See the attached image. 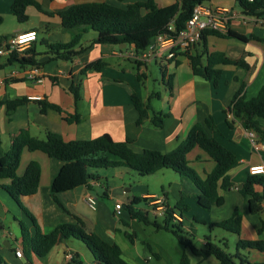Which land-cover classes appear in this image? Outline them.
Masks as SVG:
<instances>
[{
  "label": "crops",
  "instance_id": "obj_1",
  "mask_svg": "<svg viewBox=\"0 0 264 264\" xmlns=\"http://www.w3.org/2000/svg\"><path fill=\"white\" fill-rule=\"evenodd\" d=\"M43 9L53 16L41 14L35 7L27 8L29 19L20 23L14 16L12 6L14 0H0V16L4 22L0 25V45L5 40L22 33L37 32V41L31 45L39 56L48 59L41 66L45 79L37 82L28 78L31 66L13 63L6 65V56H0V78L4 83L0 85V158L10 149L13 140L22 130H27L39 140H46L48 133L60 134L66 142L79 140H92L110 135L115 141L123 142L131 139V148L141 153L145 150H155L162 153H170L186 140L191 129L197 123H204L212 117L218 132L208 131L210 136L218 139L224 146L231 150L239 160V166L230 172L234 187L228 191H220L224 197V204L214 207L210 211L194 206L192 199L200 194V190L192 183L184 180L176 172H173L174 180L180 185L175 204H178L184 195L185 204L189 211L185 217L175 213L177 221H181L184 228L197 235L200 231L214 229L210 224L229 219L238 209L243 216V228L241 238L245 240H264V230L259 232L264 221V210L258 214L249 212L248 200L240 193L250 176V167L264 164V150L258 148L261 144L256 134L255 143L249 138L250 130L246 127L247 117L233 120L230 126L228 110L230 104L239 91L242 83L246 84L245 96L251 100L258 96L264 86V23L262 18L245 17L237 0H211L206 5L216 9H229L243 15L232 20L230 29L245 37L248 41H240L235 38H223L210 35L207 37V50L210 54L222 53L233 61L243 60L249 68L233 65H220L216 68L222 70V76L215 86L204 78L195 76L188 55L180 56L172 62L168 68L157 65L162 80L163 91L149 90L147 87L150 70L147 67H139L136 62L126 57L131 47L125 48L118 45L95 44L97 33L91 28L82 26L74 30L62 27L58 13L83 3L106 2L110 5L127 8L130 4L147 2L149 0H36ZM158 8L172 6L178 0H154ZM146 13V11H144ZM264 19V18H263ZM75 35H82V40L77 51V56L72 61L55 59L49 49L44 45L69 43ZM41 44L39 46L38 43ZM29 49V50H30ZM202 52L199 44L193 48L190 54ZM102 61V70H83L91 63ZM138 74H145L139 81ZM76 88L79 99L73 93ZM138 94L141 100L150 104L152 111L145 118L142 125H138L139 113L136 110L132 95ZM25 100L16 105L12 110L8 109V102ZM42 103L56 105L62 113L54 109L42 112ZM153 113L164 115L162 128L153 126ZM77 116V122H67L65 117ZM264 125V120H259ZM188 166L195 170L202 180L215 169L216 162L199 147L192 150L188 156ZM31 162H38L41 166V181L39 191L32 197H21L22 204L33 214L45 234L53 231L60 224H76L75 217L80 218L86 224L88 231L95 232L103 240L116 243L123 252V258L130 264H179L181 257L186 253L193 264L211 263V258L202 260L188 249L169 232L157 229L154 225H147L133 219L128 212L125 213V205L116 202L113 206L107 204L111 200L110 188L100 182L101 174L94 171L99 180H92L87 186L73 191L62 193L58 196L64 209L54 201L51 185L61 168L62 161L52 159L43 152L25 149L22 153L18 175L22 176ZM125 175L128 169L115 168ZM169 172L162 170L158 173ZM172 171V170H171ZM157 174V173H156ZM108 172L106 177L108 176ZM107 179V178H106ZM0 181V185L7 184ZM242 187V188H243ZM105 189L103 194H95L97 189ZM93 195L98 199V208L91 210L86 202L87 195ZM147 200L162 198L147 193ZM168 203L166 207H173L172 201L165 197ZM122 204L124 209L121 214L116 210V204ZM153 203V202H152ZM150 205V204H149ZM88 207L93 213H86ZM135 207V206H134ZM127 208V206H126ZM143 211L149 213L153 220L164 217L154 215L155 210L148 206ZM135 209H140L136 205ZM195 214L197 220L193 224H186V217ZM13 219L10 225L9 220ZM19 222H24L34 233L31 220L27 217L19 204L0 187V245L1 255L7 264H98L88 247L76 239L60 238L51 253L40 258L31 253L27 257L23 250L22 236ZM17 229V232L15 231ZM219 230V229H218ZM222 231V230H219ZM224 233H227L223 231ZM141 233V234H139ZM172 235L177 242L169 238H160L162 235ZM232 235V234H230ZM130 236V237H129ZM219 236V237H218ZM164 237V236H162ZM208 237L212 238V235ZM226 234H216L215 241L231 242L237 245L239 237L233 235L228 238ZM198 246H203L204 239H198ZM5 244V245H4ZM21 249L23 257L17 258L15 252ZM68 254L74 255V261L67 260ZM253 263H264V253L257 251H242ZM194 256V257H193ZM216 264H219L217 261Z\"/></svg>",
  "mask_w": 264,
  "mask_h": 264
},
{
  "label": "trees",
  "instance_id": "obj_2",
  "mask_svg": "<svg viewBox=\"0 0 264 264\" xmlns=\"http://www.w3.org/2000/svg\"><path fill=\"white\" fill-rule=\"evenodd\" d=\"M211 0H181L176 4L158 8L154 0L130 4L123 9L110 5L106 2H93L74 5L63 12L57 14L63 28L74 30L86 26L97 33L94 41L99 45H118L121 47L134 46L137 51H143L151 44L152 40L159 34L168 32L169 24L175 20L176 30L180 31L185 27V23L191 18L194 9L199 4H207ZM243 14L264 18V0H237ZM33 6L41 14L53 16L45 11L41 4L36 0H14L12 11L20 23L28 21L27 8ZM146 11V13H144ZM4 22L0 16V25ZM213 35L223 38H235L240 41H248L245 37L231 29L223 34L216 31H206L203 34L200 45L202 52L196 54L187 53L191 62L195 76L204 78L212 82L215 86L222 76V70L216 68L220 65H233L237 67L249 68L243 60L233 61L222 53L210 54L207 50V37ZM82 35H75L71 42L63 44H44L50 54L55 59L62 61H72L77 56L76 49L80 45ZM39 56L34 49L27 52V56L14 54L8 58L6 65L19 63L20 65L34 66L44 65L35 57ZM138 64V63H137ZM139 67L148 65L138 64ZM104 63L97 61L89 64L83 73L90 69L102 70ZM145 74H138L139 81H142ZM246 84L242 83L239 91L235 94L229 112L233 114V120L243 117L246 119L248 130L255 132L259 136L260 143L264 144V125L259 121L264 120V86L257 97L247 100L245 96ZM76 99L79 93L73 88ZM132 100L139 113L138 125H142L145 118L149 117L152 107L144 103L138 94L133 93ZM25 100H15L8 102V109L12 110L16 105ZM4 104L0 102V106ZM42 112L54 109L62 113L60 107L48 103H42ZM152 123L156 128H162L164 115L153 113ZM69 123L77 122L79 118L65 117ZM218 132L215 121L212 117L206 119L204 123H197L191 129L188 137L178 148L170 153H162L155 150H145L137 153L131 148V139L123 142L115 141L110 135L105 134L92 140H79L66 142L57 133H48L46 140L34 138L29 131L22 130L13 140L10 149L0 158V181H7L5 185H0L20 206L27 217L31 220L34 233L24 222H19L22 236V245L27 257L31 253L40 258L48 256L54 249L60 238L76 239L84 243L92 252L98 264H130L123 258V252L116 243H109L103 240L95 232L88 231L83 220L75 217L76 224H60L53 231L45 234L33 214L21 203V197H32L39 191L41 181V166L38 162H31L25 173L18 175L22 153L25 149L30 151H40L52 159L62 161L64 166L52 182L51 192L55 203L62 209L63 204L58 196L62 193L73 191L77 188L87 186L92 180H99L100 177L94 171L100 169H115L124 167L129 171H135L141 175H154L162 170H172L180 175L182 179L194 184L199 190L195 198L198 206L206 211L224 204V197L220 191H228L234 187L231 181L230 172L239 166L236 155L224 146L218 139L210 136L208 131ZM0 135V143H1ZM199 147L216 162L215 169L205 180H202L197 172L188 166V154ZM240 193L248 200L249 212L258 214L262 212L264 203V176L250 175ZM139 203L138 199L132 201L127 207L131 217L147 225H154L157 229L164 230L176 237L179 243L189 249L193 255L207 260L215 258L219 264H264L253 263L242 251H257L264 253V240H245L241 238L243 228V216L238 209L232 216L222 222L210 224L211 228H217L228 234L239 237L236 254L228 252V243L225 241L212 242V238L204 237L203 246H198L196 234L184 228L181 221L175 216L180 213L185 217V212L189 207L185 204L184 195L181 201L173 207H166L164 220L161 224L157 220H151L149 213L135 209L134 205ZM187 218V217H186ZM192 224L197 220L190 219ZM264 230V221L260 233ZM130 237V236H129ZM72 260L71 262H73ZM0 264H7L1 255L0 245ZM74 264L76 262L74 261ZM80 264V263H77ZM179 264H193L188 254H184Z\"/></svg>",
  "mask_w": 264,
  "mask_h": 264
},
{
  "label": "built area",
  "instance_id": "obj_3",
  "mask_svg": "<svg viewBox=\"0 0 264 264\" xmlns=\"http://www.w3.org/2000/svg\"><path fill=\"white\" fill-rule=\"evenodd\" d=\"M248 1L254 2V0ZM241 16L243 15L234 10L216 9L206 4H199L195 7L191 18L185 23V27L180 31L176 30L175 20H172L167 33L156 36L147 49L143 51L139 52L134 46H131V51L126 53V57L138 64L150 65L151 63H156L162 68H168L180 56L189 53L193 48L198 46L201 43L204 32L216 31L225 34L230 30L231 21ZM245 17L249 18L250 16L246 15ZM260 22L264 23V19L260 20ZM28 36H31L32 39H23ZM37 37V32H28L5 40L0 45V56H6L8 58L14 54H18L21 57L27 56V52L31 48V45L37 41ZM27 76L37 82H43L45 79V75L39 65L31 66ZM3 83L4 80L0 78V85ZM228 117L233 119V114L228 113ZM248 136L255 143L256 133L250 131ZM258 148L264 150V144H261ZM250 175L264 176V164L250 167ZM85 202L91 210H97L98 199L96 197L88 194ZM157 202L159 204L162 203L159 200ZM115 207L118 214H121V211L124 209L123 205L118 203ZM166 209V205L158 207L155 210L156 216L164 217ZM262 210H264V203L262 204ZM15 254L17 258L23 257V251L21 249L16 251ZM73 259L74 255L68 254L67 260L71 262Z\"/></svg>",
  "mask_w": 264,
  "mask_h": 264
},
{
  "label": "rangeland",
  "instance_id": "obj_4",
  "mask_svg": "<svg viewBox=\"0 0 264 264\" xmlns=\"http://www.w3.org/2000/svg\"><path fill=\"white\" fill-rule=\"evenodd\" d=\"M41 44L38 43L37 46H39ZM40 47V46H39ZM149 70H150V76H149V81L147 84V87H149V90L153 91H163L162 88V80H161V73L157 67L156 63H151L149 65ZM108 172V176L106 177V174ZM118 172H122L119 169H100L98 170V173L101 174V179L100 182L102 183L103 186H108L110 188V194H115V196L113 195L114 198H112L111 200L107 199V204L113 206V204H115L116 202H120L123 205H125V209L124 212L128 214V209L126 208L129 207V205H131L132 201L135 199L139 200V203L137 204L140 206V209H145L144 207H149L151 210H157L158 207L163 206L165 204H167L168 202L163 199L165 197L169 198L170 201H172L173 206L175 204V201L177 200V196L176 194H174V192L178 191V188L180 187V185L177 183V181L174 180L173 177V173L174 171H167V172H163V173H157L154 175H141L138 172L135 171H125L126 174L125 175H120ZM107 178V179H106ZM185 180V179H184ZM105 191V189H97L94 193L95 194H103V192ZM150 193L155 195L156 197H160L162 198V203H158L157 201L159 199L155 198V199H151L150 201L147 200L146 204H145V198L144 195ZM188 199H192L191 201H193L194 206H198L196 198H188ZM153 202V203H152ZM22 203V202H21ZM150 204V205H149ZM136 207V205H134ZM86 213L88 214H92L93 212L86 207L85 208ZM154 215L155 211H154ZM189 219H194L195 214H191L189 215ZM12 218L9 220V224L5 222V224L8 226L10 225V223L12 222ZM159 222H161V219H159ZM189 222H191L190 220H188V218H186V224H189ZM13 223V222H12ZM192 223V222H191ZM9 227V226H8ZM17 232V229L15 230ZM199 234L196 237V241L198 239H204V237H208L209 235H212V239L213 241H215V235L220 233V234H226L227 236H229L228 238L233 237V235H230L228 233H224L223 231H219L218 229H214V231L212 233H209V231L205 230V231H200L198 232ZM141 234V233H139ZM142 235V234H141ZM164 236V237H162ZM160 238H157L161 241V239L163 238H169L171 240H174L175 242H177V240L170 234V235H162ZM219 237V236H218ZM0 238H1V234H0ZM228 252L231 255H235L236 254V244L234 241L231 240V242H228ZM188 252L191 253V251L188 249ZM194 257V256H193ZM211 262H213L214 264L217 263V260L215 258H211ZM206 264H211V263H206Z\"/></svg>",
  "mask_w": 264,
  "mask_h": 264
},
{
  "label": "water",
  "instance_id": "obj_5",
  "mask_svg": "<svg viewBox=\"0 0 264 264\" xmlns=\"http://www.w3.org/2000/svg\"><path fill=\"white\" fill-rule=\"evenodd\" d=\"M47 59H48V57H47V58H42V59H40L39 61H40L41 63H43V62H45ZM242 187H243V186H241L240 188L242 189ZM4 245H5V244H4Z\"/></svg>",
  "mask_w": 264,
  "mask_h": 264
},
{
  "label": "clouds",
  "instance_id": "obj_6",
  "mask_svg": "<svg viewBox=\"0 0 264 264\" xmlns=\"http://www.w3.org/2000/svg\"><path fill=\"white\" fill-rule=\"evenodd\" d=\"M23 39L30 40V39H32V37L31 36H28V37H24Z\"/></svg>",
  "mask_w": 264,
  "mask_h": 264
}]
</instances>
